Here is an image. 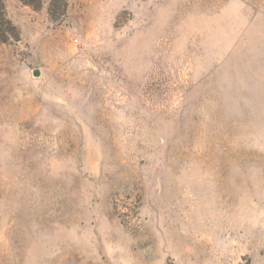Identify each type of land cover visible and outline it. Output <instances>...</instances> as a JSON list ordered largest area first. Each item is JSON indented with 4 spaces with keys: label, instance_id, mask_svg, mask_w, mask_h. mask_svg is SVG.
I'll return each mask as SVG.
<instances>
[{
    "label": "rangeland",
    "instance_id": "rangeland-1",
    "mask_svg": "<svg viewBox=\"0 0 264 264\" xmlns=\"http://www.w3.org/2000/svg\"><path fill=\"white\" fill-rule=\"evenodd\" d=\"M2 1L0 264H264V0Z\"/></svg>",
    "mask_w": 264,
    "mask_h": 264
},
{
    "label": "trees",
    "instance_id": "trees-1",
    "mask_svg": "<svg viewBox=\"0 0 264 264\" xmlns=\"http://www.w3.org/2000/svg\"><path fill=\"white\" fill-rule=\"evenodd\" d=\"M12 29L14 27L6 16L3 1L0 0V42L6 43L12 39Z\"/></svg>",
    "mask_w": 264,
    "mask_h": 264
},
{
    "label": "water",
    "instance_id": "water-1",
    "mask_svg": "<svg viewBox=\"0 0 264 264\" xmlns=\"http://www.w3.org/2000/svg\"><path fill=\"white\" fill-rule=\"evenodd\" d=\"M33 75H34V76H37V75H38V72L35 71V72L33 73Z\"/></svg>",
    "mask_w": 264,
    "mask_h": 264
}]
</instances>
